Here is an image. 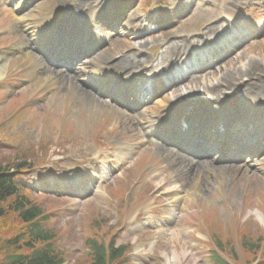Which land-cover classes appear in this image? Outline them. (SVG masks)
<instances>
[{"label":"rangeland","instance_id":"1","mask_svg":"<svg viewBox=\"0 0 264 264\" xmlns=\"http://www.w3.org/2000/svg\"><path fill=\"white\" fill-rule=\"evenodd\" d=\"M5 1L10 5L5 6L0 0V52L11 51L14 56L8 57L6 71L0 78V166L8 167L15 182L29 189L24 193L46 217L40 224L55 235L52 243L64 255L63 264H88L85 242L90 238L126 245L123 264H176L177 258L179 264H214L207 254L212 246L227 264L230 260L252 264L256 258L263 261L257 259L254 264H264V162L263 166L215 163L210 170L199 166L198 189L185 186V182L183 185V175L192 167L176 171L159 144L142 134L130 108L103 101L97 90L90 89L82 73L72 75V85H42V74L48 66L38 55L40 64L36 65L25 63L23 55L17 54L19 43L27 36L17 23L21 14L18 5ZM39 1L44 4L34 11L35 17L47 19L52 9L67 7L71 2L79 19L85 22L90 16V4L94 5V13L104 8L127 7L120 11L123 21L112 32L120 36L107 41L96 62L109 59L114 64L139 59L153 62L162 70L169 67L166 65L173 61L171 55L177 48L187 52L216 42L211 34L216 31L217 36L222 25L229 28L221 18L230 11L231 3L241 12L247 10L248 18L253 17L248 19L251 24L245 25L247 32L231 38H237L233 39L237 46H228L232 51L221 52L225 57L220 63L193 75L179 84L172 95L169 92L166 100L159 101L186 98L189 103L203 96L219 103L234 97L233 93H239L243 85L256 89L264 86V0L34 2ZM53 2L59 6L52 8ZM240 13L234 15L238 21ZM231 23L240 27V23ZM40 26L42 23L36 28ZM259 29L262 32L257 36ZM98 33L105 35L103 30ZM22 44L27 47L26 42ZM210 45V49L219 46ZM91 68L87 71L92 72ZM90 79L93 81V77ZM222 80L229 84L227 88ZM84 92L90 100L81 99ZM241 100L237 101L241 108L263 109L259 104L264 101V93ZM218 106L214 104L211 109ZM153 108L148 106L141 113L147 116ZM121 147L128 149L124 157L116 154ZM103 159L110 160L106 165L109 175L102 177L104 172L99 175L93 168L91 177L84 181L86 189L94 192L85 199L50 191L47 183L40 190L33 187L34 180H54L65 185L64 176H76L82 173L83 165L92 166ZM18 164L23 165L15 169ZM96 167L104 170L100 165ZM174 183L181 189L176 201L170 193ZM168 213L174 215L172 220ZM14 218L9 215L0 220V264L8 251L1 232L17 233L24 227Z\"/></svg>","mask_w":264,"mask_h":264},{"label":"bare ground","instance_id":"2","mask_svg":"<svg viewBox=\"0 0 264 264\" xmlns=\"http://www.w3.org/2000/svg\"><path fill=\"white\" fill-rule=\"evenodd\" d=\"M53 1V0H52ZM87 2H90V0H87ZM182 3H184V1H181ZM21 2L18 3V5L20 4ZM93 3V2H92ZM44 3H37V5H35L31 10L27 11L26 14L24 15H20L19 17H17V22L20 23L21 25V29L22 31H24L25 33H28V36L27 38L28 39H24L22 42L19 43V49H24L22 55H23V61L27 64H31V63H34L36 65H39V61H38V58L32 54L31 50L28 48L27 50H25V46L24 44L22 43H25L27 45L28 42H38V41H41L43 39H45L47 36H49V34H53V26H52V19H54L55 15H54V10L52 9V12H51V15L45 19V18H42L41 16L40 17H35L34 15V11H38V9H40L42 7ZM56 4L53 2V7L52 8H55V7H58V6H55ZM75 6V5H74ZM21 7V5H20ZM113 11L107 9L105 11L106 14H110L112 13ZM236 12H234V15H235ZM229 16H232L230 13H229ZM230 18V17H229ZM235 17L231 18V22H235ZM223 20V19H221ZM242 20L240 19L239 21L236 19V22H241ZM38 23H45L43 24V26L39 27L38 29H35L34 27L38 25ZM62 31L65 32V33H75L76 31L73 30V26L70 25L67 27L66 24L63 25L62 27ZM216 32V31H215ZM214 32V33H215ZM214 33H212L211 35H213L215 39H217L218 37H216V35H214ZM225 38H218L217 40V44L219 45H227V43L229 42L228 40H224ZM88 43L85 44V48L90 50L91 49V46L87 45ZM175 52V54H172L171 55V58L172 59H178V56H180L181 52H183V49L181 48H177V51H173ZM199 54V57L200 59L204 58L203 57V53L201 52V50L198 52ZM99 55L95 56L94 57V66H93V70L92 71V74L93 73H96V71H99L100 74L102 73V71H105L106 70V62L109 61V59H103L101 60L100 62H96V58H98ZM7 61L8 59H4L3 55L0 54V78L1 76L3 75V73L6 71V68H7ZM92 64V65H93ZM144 63H141V61H137L135 64L134 63H129L128 65L125 63L124 65H120L119 62L115 63L114 66H111L112 68H116V69H119V71L122 73V72H126L127 71V74H130V75H134L136 73L140 74L141 73V67ZM197 65V64H195ZM199 66V65H197ZM82 73L86 75H88L89 73L85 70V71H82ZM34 75V74H33ZM56 75H58L59 77L61 78H58V77H55ZM35 76V75H34ZM36 77V76H35ZM74 76H70V74H63V73H57L55 74L53 71L51 70H48V71H44V73L42 74V85L43 86H46V87H53V86H57L58 84H62V83H69L72 85V83L74 82ZM223 82V86H225L226 88L229 86V84L227 83V81L225 82L224 80H222ZM90 83V82H89ZM74 84V83H73ZM95 83H90L91 87L90 89H93V85ZM75 86V85H74ZM260 88H253V86L251 85H248L245 86L243 85V88H241V90L239 91V93L237 94L238 98L241 100L244 99V98H248L250 96H256L257 94L258 95H262L264 93V86L263 84L262 85H259ZM98 90V89H97ZM90 95L86 94L84 92V94L81 96L82 100L85 99H89L90 100ZM167 98L165 97L164 100H166ZM169 102V100H167ZM162 105V103L157 102L155 105ZM232 102H231V99H227L223 105L221 107H219L220 109V112H222L221 115H224V120L226 122V125L229 126V127H232L234 126V123L236 122V119H235V114L237 113H240L241 111H236L235 112V109H233L232 107ZM158 107V106H157ZM157 107H154L153 109H150L148 110V113L146 114L147 116H143V113H139L138 114H134V118H138L139 122H144V123H147V125H152L149 129H150V132H152L156 122L159 120V118L162 116V112L158 113V111L156 110ZM155 110V111H154ZM154 118V120L151 122V120ZM128 149L125 148V147H121L119 148V152H125L127 153ZM168 154V159L170 162H172V165H174V168L176 169V171H183V169H185L186 167H192L190 169H187V174L183 175V180L181 181L182 184L184 185V182L185 183H188V185L185 184V186H193V187H196V189H198V182L201 180L199 178H201V174H199V172L197 173L196 170H198V167H202V168H207V169H211V165H213V163H208L207 161H198V160H195L191 163V161L189 159L186 158V156H183V155H179L177 154L176 152L174 153H167ZM190 175H189V174ZM193 173V174H192ZM189 175V176H188ZM199 180V181H198ZM173 187L171 188V195L172 197H174V201L177 200V196H178V191H180V186H178L177 183H174L172 185ZM167 190L169 189V186L166 188ZM179 189V190H177ZM195 190L192 192L194 193ZM187 191V189L185 190ZM180 262L178 261V258L176 259V264H179Z\"/></svg>","mask_w":264,"mask_h":264},{"label":"trees","instance_id":"3","mask_svg":"<svg viewBox=\"0 0 264 264\" xmlns=\"http://www.w3.org/2000/svg\"><path fill=\"white\" fill-rule=\"evenodd\" d=\"M22 165L14 167L16 169ZM9 172L8 167L0 166V220L12 215L24 227L17 233L10 230L1 232L6 237L3 242L8 247L2 264H63L64 255L58 253L52 243L55 235L40 224L46 219L42 210L29 200L25 189L15 183ZM85 244L90 256L88 264H123L124 246L115 247L113 243L97 242L91 238ZM213 259L215 264H227L216 255Z\"/></svg>","mask_w":264,"mask_h":264}]
</instances>
